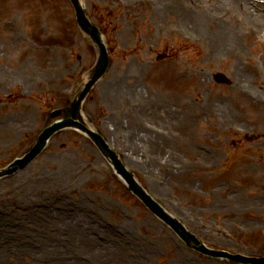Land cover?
Here are the masks:
<instances>
[{
  "label": "rangeland",
  "instance_id": "1",
  "mask_svg": "<svg viewBox=\"0 0 264 264\" xmlns=\"http://www.w3.org/2000/svg\"><path fill=\"white\" fill-rule=\"evenodd\" d=\"M81 1L104 30L112 62L85 102L87 119L117 147L124 163L134 166L130 170L141 185L204 244L263 256L264 4L184 0L185 8L201 11L196 17L208 24L188 28L186 19L167 7L170 0ZM215 19L245 27L247 36L235 54L216 50L215 29L208 22ZM161 54L165 57L158 59ZM95 59L69 0H0V168L31 149L51 110L63 106ZM219 72L229 82L218 83ZM141 120L154 124V146L150 134L137 131ZM104 125L119 135L108 138ZM238 127L252 137L238 135ZM42 173L49 177L45 180L56 174L47 191L25 185ZM81 199L91 218L78 215ZM0 202L11 212L18 208L25 219L32 211L51 219L62 214L65 231L71 214H76L73 223L85 229L101 214L100 227L89 231L94 242L126 234L132 240L114 253L117 264H132L137 254L149 255V264H236L187 246L75 130L57 133L29 164L0 177ZM43 208L47 214L40 215ZM20 219L12 224L18 227ZM23 232L22 243L41 249V240ZM61 239L68 245V231ZM91 250L76 251L87 259ZM8 256L6 264L45 263L33 256Z\"/></svg>",
  "mask_w": 264,
  "mask_h": 264
},
{
  "label": "bare ground",
  "instance_id": "2",
  "mask_svg": "<svg viewBox=\"0 0 264 264\" xmlns=\"http://www.w3.org/2000/svg\"><path fill=\"white\" fill-rule=\"evenodd\" d=\"M161 1L166 2L165 0ZM244 2V6L249 5L246 1ZM161 4L163 5V3ZM172 5L176 7L174 8V10ZM169 6L171 11H174L175 13H178L180 15L181 19H186L188 23V28H193V26L208 25L206 20H200V18L196 17L198 16V12L201 11L193 9L189 10L185 8L188 5L184 0H170L169 5L167 7ZM166 10L168 11V9ZM247 13H249L250 15L254 14L250 7L247 8ZM217 18L218 17H216V19ZM216 19L208 21L210 26H214L215 29V33L212 39L216 50L227 51L228 53L235 54L238 50V42L240 41V39H243L245 38V36H247L245 27H241V24L235 25L233 22L224 24L222 23L223 21H216ZM103 128L106 132H108V128L106 127V125H104ZM111 132L109 130V136H113L112 134L119 135L118 131L113 132L112 130ZM142 132L149 134L143 130ZM140 139H143V137L141 136ZM148 140L150 141L149 144L151 146H154L155 143H152L153 137H151V134L148 137ZM133 142L135 141L133 140ZM115 148L117 149V147ZM68 161L70 164L71 162H73V160L71 161L70 157H68ZM46 163H48V161H46ZM55 164H50L49 166L53 167ZM132 166L128 164V167L130 169L132 168ZM79 167H83L86 169L85 164L81 162L79 163ZM71 168H73V166L68 165V169L72 170ZM68 169L65 172H69ZM82 172H84V170H82ZM70 175L75 176L77 179H82L83 176H85V174L82 175L81 173H70ZM55 176L56 174L53 173L52 179ZM45 179H49V177H46L42 173L40 177L37 178L35 176L34 178L30 179L29 182H27L25 185L27 187L30 186L29 188H33V190L38 193H42L47 191V184L49 181L52 180ZM7 205L8 204L6 203L0 202V264H6V262L11 259L8 254L15 256V260L18 259V256L20 255L24 257L33 256L34 260L38 261L39 258V260H43V262H45L44 264H117L115 261L116 257L114 253L119 251L121 249V246H125L127 242L131 243L132 241L131 237L126 234L111 237L109 235V237L105 241L103 240V242L101 243H96L91 238L93 235L90 236L89 231L94 230L95 226H97L98 228L100 227L101 221L99 219L101 214H96L94 218V225H89L86 229L84 226L77 223L76 221L74 224L73 220H75L74 218L76 214H71L69 215L68 219V230H66L68 231L67 245L61 239L62 234L66 232L64 228H61L59 223L60 219L58 218V216L62 217V214L58 213L56 217L51 219L49 217H38L37 213L32 211L29 214L30 217H27V219H25V212L23 213L24 215H20L18 208H16L15 212H11ZM78 207V215H84L86 217L91 218V215L88 213V203L84 199H81L79 201ZM106 207L107 204L105 207H99V210L101 211ZM38 213L40 215H45L47 214V209L43 208ZM20 216L21 219L18 223V227H15L14 224H12V219L19 218ZM40 220H43V222H41ZM90 220L92 221V219ZM24 229H26L27 232L30 233L32 237H34L33 239L41 240V249H35V247L30 245L29 242L28 245L21 242V235L24 233ZM69 235L71 236V242L69 239ZM4 239H7L8 242L2 244V240ZM75 248L94 250L90 251V256L86 259L84 256H79L78 252L76 251L77 249ZM148 258L149 255L147 254L141 256L137 254L133 256L132 264H149Z\"/></svg>",
  "mask_w": 264,
  "mask_h": 264
},
{
  "label": "water",
  "instance_id": "3",
  "mask_svg": "<svg viewBox=\"0 0 264 264\" xmlns=\"http://www.w3.org/2000/svg\"><path fill=\"white\" fill-rule=\"evenodd\" d=\"M73 1L76 4L78 3V0H73ZM79 22L83 25V27H85V28L89 27V23H88L87 19L85 18V16L83 15L82 12H80V14H79ZM98 41H99V43H100V45L102 47V51L104 52V48H103V46H102V44H101L99 39H98ZM103 61H105V62L107 61V57H106L105 52H104V55H103ZM103 71L104 70L98 72L96 77L92 81H90V83L83 90V92L81 93L80 97L75 98L74 101L71 103V105H69L65 109V112H64L65 117L63 119H61L60 121L54 122L53 124H51L49 127H47L45 129V131L40 136L38 142L36 143V145L32 149L31 153L28 155L27 159L24 160V162H25L24 164H26L29 160L33 159L36 156V154L38 152H40L45 147V145L47 144L48 140L52 137V135L57 130H59V128L68 127V126H77V127H80V128H82L84 130H88V129H86L83 126V124H81L77 120L78 118H80V110H81L82 99L85 96V94L87 93V91L90 89L91 85L95 82V80L98 78V76ZM88 132L95 139V141L99 144L101 149L108 156L112 157L115 165L117 166V170L124 174L125 178L130 183L131 187L134 188L139 194L141 193L143 195V197L148 201V196L144 192H141L139 189L136 188V183L134 182V179H133L132 175L124 170V168L122 166V163L118 160V158L111 151H109V149L105 145V143L100 138H97L96 136H94L91 131H88ZM169 221L173 224V226L175 228H177L179 230V233L182 235V237L186 241L190 240L191 235H189L187 232L182 230L181 226L178 224L177 221L172 220V219L169 220ZM197 244H198V242H197ZM231 258H234L235 260H239L237 257H234V256L231 257ZM246 261L253 262V263H258V264H264V258L263 259H246Z\"/></svg>",
  "mask_w": 264,
  "mask_h": 264
}]
</instances>
